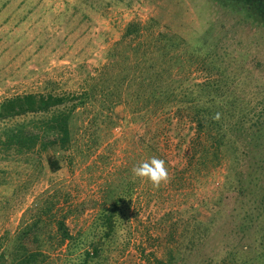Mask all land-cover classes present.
Returning a JSON list of instances; mask_svg holds the SVG:
<instances>
[{
  "label": "rangeland",
  "instance_id": "rangeland-1",
  "mask_svg": "<svg viewBox=\"0 0 264 264\" xmlns=\"http://www.w3.org/2000/svg\"><path fill=\"white\" fill-rule=\"evenodd\" d=\"M130 22L150 32L143 30L132 46H117ZM206 32L215 39L208 51L229 81V95L255 108L264 100V68L256 66H264V29L253 27L241 8H224L216 0H0V102L25 93L89 92V100L0 121L2 139L9 128L38 137L36 147L23 154L0 146L2 246L49 204L54 206L45 219L52 238L43 250L46 264H80L91 244L99 250L88 264H153L170 254L172 264H215L253 236L254 222L249 231L242 225L247 213L255 219V203L238 197L236 178L225 177V162L214 168L199 164L190 121L177 122L172 112H136L131 102L111 106L120 69L104 66L114 54L133 59L145 53L164 61L154 36L160 44L180 43L177 51L185 59ZM192 57L193 64L182 65L183 87L221 74L200 70L203 61L210 66L205 54ZM70 110V137L61 146L60 135L45 122ZM148 145L160 148L168 172L157 188L132 172L152 157ZM234 155L242 162L238 173L246 158L239 150ZM49 158L58 161L57 171L50 170ZM110 214L112 229L104 237ZM53 219L65 221L71 241L57 246Z\"/></svg>",
  "mask_w": 264,
  "mask_h": 264
},
{
  "label": "trees",
  "instance_id": "trees-1",
  "mask_svg": "<svg viewBox=\"0 0 264 264\" xmlns=\"http://www.w3.org/2000/svg\"><path fill=\"white\" fill-rule=\"evenodd\" d=\"M218 1L216 0V3L224 8L231 10L241 8L245 18L253 27L264 29V0H224L226 2L223 4ZM143 30L150 32L148 26H142L137 22L128 23L121 41L116 45L132 46L142 36ZM162 36L164 35L159 37L162 38ZM151 39L154 44L156 42V50L163 54L164 61L155 60L152 55L145 53L137 54L133 59L121 58L116 53L112 56V60L104 66L105 71L120 69L115 79L114 90L109 93V97H113L111 106L131 102L134 105L133 111L136 112H144L151 116L162 112H172L177 122L184 119L190 121L196 135L195 144L198 145V150L194 147L193 151L195 150L194 153L198 156L199 164L204 168L209 166L214 168L225 162L227 164L225 177L232 174V177L236 178L238 197L250 198L255 203L258 212L255 219L252 218L253 215L247 213L244 219L247 225H242L244 231H249L254 222L256 226L253 236L246 239L240 249L230 251L227 257H222L215 264H264V100H261L255 108H250L242 103L240 96L231 97L229 95V81L221 73L223 69L221 70L211 58V51H208L211 50V44L215 42L214 37L209 33L200 35L195 45L192 46V55L199 58L201 54H205V59L210 66L206 69L204 67L206 62L203 61L204 65L199 67L201 71L215 69L221 74H217V79H207L190 87H183L184 79L181 78L185 76L182 75L184 62L189 60L193 64L192 55L187 53V57L182 59V53L177 51L180 43L177 44L173 39H167V44L166 41L160 44L159 38L154 36ZM154 44L150 43L148 49H152ZM137 50L135 51L138 52ZM256 66L264 68L261 61H257ZM87 93L89 92L81 95H53L51 93L17 95L0 102V121L46 113L82 98L89 100ZM75 106L74 103L72 107ZM71 117L70 110L55 114L45 122L50 131L60 135L61 146L68 144ZM138 132L146 133L141 126ZM139 142L143 144V135L139 136ZM37 143L38 137L25 136L21 131L12 128L5 130L4 138H0V146L3 149L14 150L18 154L31 151ZM49 145L52 143L43 144L42 147ZM145 149L152 157L163 160L159 147L148 145ZM237 150L246 158L243 163L246 168L241 167L238 173L235 169L242 162L235 159L234 154ZM48 162L51 171L54 172L60 168L57 160L49 158ZM49 205L41 207L32 221L21 227L4 246L0 243V264H46L48 255L43 250L46 245H50L52 238L47 232L45 219H50L54 204ZM53 216L51 215L52 218ZM112 219V214L105 219L107 230L104 237L109 236L113 224ZM55 223L56 234L59 237L57 246H61L65 241H71L72 236L65 221L60 219ZM98 250V245L91 244L90 250L83 252L80 264H88L97 256ZM172 258L173 255L170 254L167 261H155L153 264H172Z\"/></svg>",
  "mask_w": 264,
  "mask_h": 264
},
{
  "label": "clouds",
  "instance_id": "clouds-1",
  "mask_svg": "<svg viewBox=\"0 0 264 264\" xmlns=\"http://www.w3.org/2000/svg\"><path fill=\"white\" fill-rule=\"evenodd\" d=\"M132 172L135 177L149 182L154 188L159 187L168 178L164 160L155 156L142 161Z\"/></svg>",
  "mask_w": 264,
  "mask_h": 264
}]
</instances>
